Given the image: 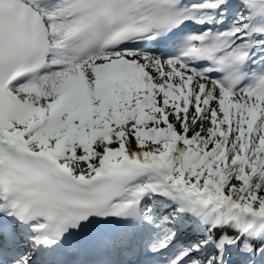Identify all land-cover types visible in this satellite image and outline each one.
I'll return each mask as SVG.
<instances>
[{
    "label": "snow or ice",
    "instance_id": "snow-or-ice-1",
    "mask_svg": "<svg viewBox=\"0 0 264 264\" xmlns=\"http://www.w3.org/2000/svg\"><path fill=\"white\" fill-rule=\"evenodd\" d=\"M0 264H264V0H0Z\"/></svg>",
    "mask_w": 264,
    "mask_h": 264
}]
</instances>
